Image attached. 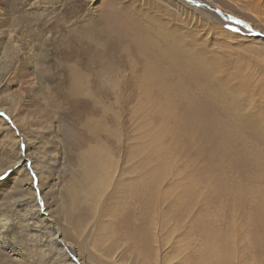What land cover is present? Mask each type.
Here are the masks:
<instances>
[{
    "label": "rangeland",
    "instance_id": "1",
    "mask_svg": "<svg viewBox=\"0 0 264 264\" xmlns=\"http://www.w3.org/2000/svg\"><path fill=\"white\" fill-rule=\"evenodd\" d=\"M36 1L35 54L0 71V217L29 264H264V0Z\"/></svg>",
    "mask_w": 264,
    "mask_h": 264
},
{
    "label": "bare ground",
    "instance_id": "2",
    "mask_svg": "<svg viewBox=\"0 0 264 264\" xmlns=\"http://www.w3.org/2000/svg\"><path fill=\"white\" fill-rule=\"evenodd\" d=\"M38 2L39 1L33 2V0H23L22 2L20 1L21 4H19L18 9L19 8L21 9V16L18 17V19L15 21V24H12V22H11L8 25L7 30L11 33H14L15 36H11L8 39L6 46L2 47L3 50H2V55L0 56V71L1 70L5 71L8 68H10V65L13 62H15L14 60L20 56V53H25L26 55H30V56L35 54V44L26 40V38L23 35L16 34V33H17V31H19L23 27H25V24L29 25V24H33V23L39 21L35 17H32L34 14L39 13V12H37V11H39V9H36V7L39 4ZM20 17H22V18L19 19ZM1 18H2V13L0 11V20H1ZM18 27H20V28L17 29ZM23 50H26V51H23ZM72 76L75 80H80L82 78L81 73L77 70L73 71ZM18 123H19V121H18ZM100 152L101 153H98V155L95 156V159L97 160L98 163L103 164L104 154L101 150H100ZM108 170H109V168H108ZM104 171L105 170H104V167L102 165V167L96 166V167L90 169L89 173L92 176L93 175L98 176V172L104 173ZM100 185L102 186V184H100ZM10 225H11V223H10L8 217H4V218L0 217V246H3L5 249H7L9 251V253H11V255L14 257V261L19 262L18 264H23V263L29 264L28 257H30V256L28 254H26L24 247H19L18 245H16L14 243L13 238H12V234L10 233Z\"/></svg>",
    "mask_w": 264,
    "mask_h": 264
},
{
    "label": "snow or ice",
    "instance_id": "3",
    "mask_svg": "<svg viewBox=\"0 0 264 264\" xmlns=\"http://www.w3.org/2000/svg\"><path fill=\"white\" fill-rule=\"evenodd\" d=\"M236 23H237V24H241V23H243V21L237 20ZM245 27H250V26L247 25V24H245ZM233 30H236V29H233Z\"/></svg>",
    "mask_w": 264,
    "mask_h": 264
}]
</instances>
